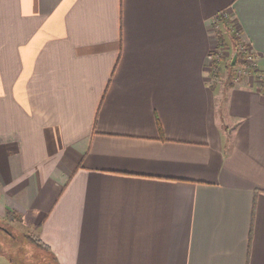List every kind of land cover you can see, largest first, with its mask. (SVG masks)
<instances>
[{
	"label": "crops",
	"instance_id": "1",
	"mask_svg": "<svg viewBox=\"0 0 264 264\" xmlns=\"http://www.w3.org/2000/svg\"><path fill=\"white\" fill-rule=\"evenodd\" d=\"M223 12L262 75L214 80ZM0 221L54 264H264V0H0Z\"/></svg>",
	"mask_w": 264,
	"mask_h": 264
},
{
	"label": "rangeland",
	"instance_id": "2",
	"mask_svg": "<svg viewBox=\"0 0 264 264\" xmlns=\"http://www.w3.org/2000/svg\"><path fill=\"white\" fill-rule=\"evenodd\" d=\"M230 20V19H229ZM227 23H222L220 20L219 30H222L226 35V47L222 49L221 63H223L222 79L229 75L230 63L234 58L238 46L231 38L230 32H227ZM214 28L217 29V21L215 19ZM238 56V55H237ZM241 62V58L238 57ZM237 64V75L245 76V74H239V70L242 67V63ZM240 77V78H241ZM24 233L18 231L17 228L0 221V253L9 259L13 260V264H54L52 256L40 255L41 252L46 253L36 241L33 239H26Z\"/></svg>",
	"mask_w": 264,
	"mask_h": 264
},
{
	"label": "trees",
	"instance_id": "3",
	"mask_svg": "<svg viewBox=\"0 0 264 264\" xmlns=\"http://www.w3.org/2000/svg\"><path fill=\"white\" fill-rule=\"evenodd\" d=\"M218 16H220L219 19L221 20L222 23H224V24H225V22L227 23V25H226V27H227L226 31L227 32H230L232 40L238 46L239 43H240V39H239L238 34L236 33V31H233L231 29L232 27H231L229 18L226 17V16H221V14H219ZM217 37H218V46L217 47L219 49L220 48H225L226 47V35H225V33L222 30H218L217 31ZM211 53H212V55L215 56V58L212 61V64L211 65H212L214 80H217L220 77L221 60L220 59H217V54H218L217 50H215V51L213 50V51H211ZM236 53L238 55L236 62L234 64H233V61L230 63V66H232V67H234V66H236L238 64V62H239L238 57L243 60L244 59V56H245V54L239 49V47L237 48ZM29 237L31 239H33L34 241H36V242L37 241H40L39 238L34 237L32 235H29Z\"/></svg>",
	"mask_w": 264,
	"mask_h": 264
},
{
	"label": "built area",
	"instance_id": "4",
	"mask_svg": "<svg viewBox=\"0 0 264 264\" xmlns=\"http://www.w3.org/2000/svg\"><path fill=\"white\" fill-rule=\"evenodd\" d=\"M221 16H226L229 18V16L227 15L226 12L221 13ZM220 16H217L216 21H217V29L219 30V25H220ZM230 19V18H229ZM230 24L232 27V22L230 20ZM233 31H236L233 27L231 28ZM236 33H238L236 31ZM239 49L245 54L244 56V63L242 65V67L239 70V74H258V75H262V72L259 70V66H258V60H257V56L255 55V53H253L245 43L241 42L238 45ZM222 49L224 48H218L217 49V59L221 60V55H222ZM215 56L213 55L212 59L214 60Z\"/></svg>",
	"mask_w": 264,
	"mask_h": 264
},
{
	"label": "water",
	"instance_id": "5",
	"mask_svg": "<svg viewBox=\"0 0 264 264\" xmlns=\"http://www.w3.org/2000/svg\"><path fill=\"white\" fill-rule=\"evenodd\" d=\"M236 60H237V53H235V56L233 58V64L236 62Z\"/></svg>",
	"mask_w": 264,
	"mask_h": 264
}]
</instances>
